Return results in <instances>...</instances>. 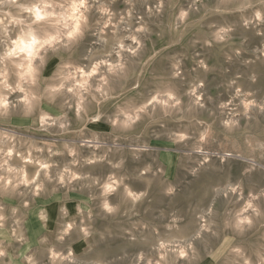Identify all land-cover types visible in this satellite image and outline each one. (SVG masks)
Instances as JSON below:
<instances>
[{
    "label": "rangeland",
    "instance_id": "374dc122",
    "mask_svg": "<svg viewBox=\"0 0 264 264\" xmlns=\"http://www.w3.org/2000/svg\"><path fill=\"white\" fill-rule=\"evenodd\" d=\"M41 1L0 0V264H264V0Z\"/></svg>",
    "mask_w": 264,
    "mask_h": 264
},
{
    "label": "bare ground",
    "instance_id": "6f19581e",
    "mask_svg": "<svg viewBox=\"0 0 264 264\" xmlns=\"http://www.w3.org/2000/svg\"><path fill=\"white\" fill-rule=\"evenodd\" d=\"M36 3V2H35ZM31 4L30 6H28V11L29 13H31V15L33 16V18L35 20L40 19V18H46L50 16V9L48 8L49 2H46L44 0H42L40 2V6H38L37 4ZM80 15V14H79ZM78 19L75 23V25H73V29L76 32L78 30ZM72 25V24H71ZM73 31V32H74ZM8 35V34H7ZM6 35V36H7ZM52 42V36L48 35L45 38H39L32 29L28 30L27 32H23L20 33L18 35V37L13 41L12 44L7 45L8 48L6 51V55L7 56H15L18 53L21 54V57L24 58L23 62L20 64V67H22L21 69L19 67V84L17 85L18 87H16L18 90H22L24 91V101L29 105L31 103V98L28 96V93L26 92L27 90L25 88L28 87V85H23L21 82L23 81L22 79L25 80V78L23 77H27L28 80L32 81L33 78V73H34V65H33V60L34 57L37 55V52L39 50V48L51 44ZM6 58V57H4ZM14 59V58H13ZM12 59V61H13ZM17 59V58H16ZM15 59V60H16ZM19 59V58H18ZM8 60V59H6ZM10 62V61H9ZM17 62V61H15ZM93 73V72H92ZM7 78V77H6ZM1 79V78H0ZM4 79V77H3ZM28 82V81H27ZM1 83V82H0ZM9 82L8 81H4L3 83L0 84V109H5L6 108V99L4 98V96L1 94V91L4 90L6 88H9ZM11 89V88H10ZM8 91V90H7ZM12 91V90H10ZM6 97V96H5ZM82 100V99H81ZM4 156V155H3ZM22 162V161H21ZM4 163V162H3ZM12 166V165H11ZM5 168V167H4ZM11 169V167H10ZM22 169V168H21ZM8 174V173H7ZM17 174V173H16ZM112 184V183H111ZM104 199V198H103ZM239 227V226H238ZM256 250V249H255ZM182 251V250H181ZM164 252V251H163ZM177 252V251H176ZM186 253V252H185ZM256 254V253H255ZM162 255V254H161ZM164 258V257H163ZM164 260V259H163ZM61 261V260H60ZM27 262V261H26Z\"/></svg>",
    "mask_w": 264,
    "mask_h": 264
}]
</instances>
